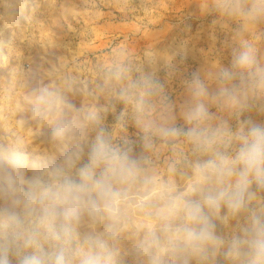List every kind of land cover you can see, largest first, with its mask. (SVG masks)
I'll use <instances>...</instances> for the list:
<instances>
[{"label":"clouds","instance_id":"1","mask_svg":"<svg viewBox=\"0 0 264 264\" xmlns=\"http://www.w3.org/2000/svg\"><path fill=\"white\" fill-rule=\"evenodd\" d=\"M214 9L244 26L264 22V0H214ZM110 75L128 78L123 68ZM215 84L210 90L199 74L185 82L183 125L158 81L122 87L140 154L127 138L114 140L97 111L81 118L59 92L37 90L31 113L46 123L58 157L0 142V264H123L125 239L135 264H209L219 254L229 264H264V122L245 117L264 114V58L254 42L239 40ZM164 148L171 156L161 175L153 157ZM233 220L230 236L218 233V223Z\"/></svg>","mask_w":264,"mask_h":264},{"label":"rangeland","instance_id":"2","mask_svg":"<svg viewBox=\"0 0 264 264\" xmlns=\"http://www.w3.org/2000/svg\"><path fill=\"white\" fill-rule=\"evenodd\" d=\"M241 38L264 58V22L244 26L216 12L214 0H0V142L20 143L36 159L58 157L46 123L31 113L33 94L49 89L67 99L73 115L97 111L114 140L127 138L140 154L133 105L119 98L121 88L143 77L158 81L183 125L185 82L199 74L214 91L216 72L230 66ZM114 68L125 69L128 78L114 81ZM249 115L264 122V114ZM230 123L235 127V119ZM94 135L89 130V139ZM170 156L164 148L153 157L161 175ZM174 179L184 183L179 175ZM236 225L218 223V233L228 237ZM132 243L124 241L123 264H135ZM209 264L229 261L219 254Z\"/></svg>","mask_w":264,"mask_h":264}]
</instances>
